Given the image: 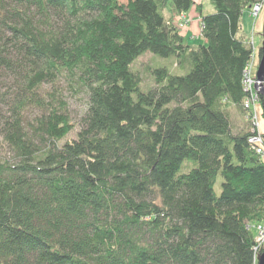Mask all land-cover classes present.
Segmentation results:
<instances>
[{
	"label": "trees",
	"instance_id": "1",
	"mask_svg": "<svg viewBox=\"0 0 264 264\" xmlns=\"http://www.w3.org/2000/svg\"><path fill=\"white\" fill-rule=\"evenodd\" d=\"M258 1L0 0V264H256L264 159L230 107ZM193 7L195 47L175 21ZM145 52L180 73L148 67L141 89Z\"/></svg>",
	"mask_w": 264,
	"mask_h": 264
},
{
	"label": "rangeland",
	"instance_id": "2",
	"mask_svg": "<svg viewBox=\"0 0 264 264\" xmlns=\"http://www.w3.org/2000/svg\"><path fill=\"white\" fill-rule=\"evenodd\" d=\"M122 3H125L127 0H119ZM202 2V12L205 14L213 13L214 9L212 5L210 4L209 0H201ZM249 7H245L242 11L241 17H240V31L239 35L245 40L250 36L254 39V48L252 50L253 55L250 59L252 61V72L255 73L258 65L259 60V48L261 45L262 40V24L264 21V0H263V8L259 12L258 17L255 21L254 28L251 27V22L253 21L249 17ZM167 14V12H165ZM175 21L178 23L183 22V26L180 27L181 31H184L187 29L190 25V17L186 13L184 15V19L181 17V15L177 16L175 18ZM201 23L199 24V27L194 31L193 37L191 35L186 36V40L189 42V44L193 47L197 46L199 43H203V40L201 38ZM190 33V32H189ZM158 66H166L171 72L173 73H180L179 69L173 66V57H160L158 55L152 54L150 52H145L141 54L132 64V69L138 71L140 75L142 76L143 83L140 84L141 89H145L143 86H149L152 84L151 79L149 77V74L147 73V68L150 67V69L158 67ZM255 68V69H254ZM256 92V91H255ZM257 93V92H256ZM256 95V94H254ZM65 96L68 101L69 105V113L74 121H76L79 117V115L82 114V111L84 110V103L85 98L82 93H76L73 91H65ZM245 112L244 115L240 114L239 111L236 110L234 107H230V112L232 116L233 121V129H240L243 126H253L255 131L258 132H264V117H263V110L264 108L261 106L259 97L256 95L249 101V108H244ZM262 158L264 159V153L262 155ZM189 164L191 167V162L184 161L182 168L180 169L181 172L187 171L186 165ZM221 176L218 174L216 178V182L214 184V191L216 194L220 193V183H221ZM260 222V221H258ZM254 233V232H253Z\"/></svg>",
	"mask_w": 264,
	"mask_h": 264
},
{
	"label": "built area",
	"instance_id": "3",
	"mask_svg": "<svg viewBox=\"0 0 264 264\" xmlns=\"http://www.w3.org/2000/svg\"><path fill=\"white\" fill-rule=\"evenodd\" d=\"M263 8V0L253 3L249 8V17L253 20L251 22V27L254 28L256 18L259 15V12ZM184 13L181 14V17L184 19ZM183 22L178 23V27L180 28L183 26ZM245 42L251 47V50L254 48V39L253 37L249 36ZM253 52L251 54V57ZM251 59V58H250ZM255 69V68H254ZM254 83H255V73L252 72V61L249 60L247 63L244 71H243V88L246 92L249 93V96L244 100L243 107L249 108V101L256 95L254 90ZM264 86V79L262 81ZM251 135L248 137V143L250 147L254 150V152L262 157L264 153V132L255 131L253 126H250ZM250 229L254 232V245L252 246V250L254 252L255 262L257 261V256L259 253L258 247L261 245L264 246V221L251 223L248 225Z\"/></svg>",
	"mask_w": 264,
	"mask_h": 264
},
{
	"label": "water",
	"instance_id": "4",
	"mask_svg": "<svg viewBox=\"0 0 264 264\" xmlns=\"http://www.w3.org/2000/svg\"><path fill=\"white\" fill-rule=\"evenodd\" d=\"M261 34H262V40H261V45L258 51L259 60H258L257 69L255 71L254 90L259 95L264 97V86L262 84V81L264 79V21L262 24ZM263 117H264V110H263ZM256 264H264V248L259 254Z\"/></svg>",
	"mask_w": 264,
	"mask_h": 264
},
{
	"label": "crops",
	"instance_id": "5",
	"mask_svg": "<svg viewBox=\"0 0 264 264\" xmlns=\"http://www.w3.org/2000/svg\"><path fill=\"white\" fill-rule=\"evenodd\" d=\"M195 2L197 4L198 2H201V0H195ZM187 14L190 17V25L187 29L182 31V34H183V36H185V38H186V36H189V35H191V37H193L194 31L197 29V27H199V24L201 23L199 14L196 11L195 7H193L189 12H187Z\"/></svg>",
	"mask_w": 264,
	"mask_h": 264
},
{
	"label": "bare ground",
	"instance_id": "6",
	"mask_svg": "<svg viewBox=\"0 0 264 264\" xmlns=\"http://www.w3.org/2000/svg\"><path fill=\"white\" fill-rule=\"evenodd\" d=\"M256 95L258 96L259 94L256 93ZM248 96H249V93H248ZM261 221H264V218H263ZM261 221H260V222H261ZM263 248H264V246L260 244V246L258 247V250H259L258 256H259V254L261 253V251H262ZM258 256H257V258H258Z\"/></svg>",
	"mask_w": 264,
	"mask_h": 264
}]
</instances>
